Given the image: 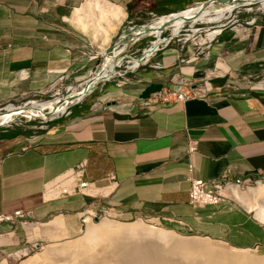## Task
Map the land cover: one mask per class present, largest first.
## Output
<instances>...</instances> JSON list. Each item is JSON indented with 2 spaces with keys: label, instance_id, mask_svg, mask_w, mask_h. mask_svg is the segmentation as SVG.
<instances>
[{
  "label": "crops",
  "instance_id": "obj_1",
  "mask_svg": "<svg viewBox=\"0 0 264 264\" xmlns=\"http://www.w3.org/2000/svg\"><path fill=\"white\" fill-rule=\"evenodd\" d=\"M115 1L134 16L144 11L135 0ZM200 1L187 0L185 8ZM50 2L0 0V107L92 69L84 38L67 21L80 0ZM175 74L194 88L202 82L206 97L142 105L175 88ZM262 76L264 21L218 33L208 45L167 46L127 75L130 82L102 85L35 132L0 129V216L24 214L0 221V264L75 236L84 213L103 209L123 220L157 216L177 231L264 250V226L248 213L191 207L188 179L228 172L251 183L264 176ZM188 140L196 142L192 155ZM80 163L89 183L82 193L72 173Z\"/></svg>",
  "mask_w": 264,
  "mask_h": 264
},
{
  "label": "bare ground",
  "instance_id": "obj_2",
  "mask_svg": "<svg viewBox=\"0 0 264 264\" xmlns=\"http://www.w3.org/2000/svg\"><path fill=\"white\" fill-rule=\"evenodd\" d=\"M247 3L249 4V2ZM259 6L260 9H264V0H259ZM237 7L238 3L235 1L227 2L222 7H216L215 3H212L202 8L198 4L192 8H187L182 13L168 14L156 18L146 27L136 30L132 38L136 40L146 36L155 37V41L147 52L148 55L149 52L153 53L158 44L164 41L161 38L164 29L171 30V34L176 36L186 24H190V26L195 24H217L226 19ZM93 9L105 11L108 9L113 20H115L114 27H118L123 22L125 13L117 5L105 4L98 0H86L79 8L74 9L67 19L68 23L74 28L84 32L90 39L92 46L100 51L99 54L101 56H104L107 50V42L113 34L109 32L108 28L100 31L97 27L95 29V26L89 28L85 25L87 26L85 27L80 22V16ZM154 30H157L156 33H154ZM218 33L219 30H213L207 34V37L212 39ZM121 51L122 48L120 47L115 49V57ZM131 63L132 67H134L137 61L133 60ZM117 66L118 61L109 60L101 68L98 76L94 73L91 75L95 76L90 84L94 83L96 79L104 80L110 76L113 77ZM67 91H73L72 94H75L76 92L74 91L77 90L69 88ZM58 99L59 97L45 103L29 101L30 103L27 102L26 104L34 108L36 112H40L45 107L47 109L51 108V105L56 103ZM77 99L73 100V102L77 101ZM17 108L13 105H7L5 109L7 113H12ZM64 111L65 106L59 109L58 115H61ZM7 119L8 115H1L0 124L5 123ZM261 195L263 197L258 199ZM230 196L244 206L248 212H253L254 219L264 225L263 186H258L255 191L257 199L253 198L254 200H249L245 193L238 191H233ZM85 218L87 225L84 228L82 238L65 244L58 249L49 248L50 250L36 254L21 264H175L173 255L176 254L180 257L181 264H261L260 258L251 256L247 251H240V249L239 251H237L238 249L227 251L220 246L199 238L183 239L172 231L159 228L157 225H145L140 220L126 225L114 221L100 220L99 223L94 225L91 223L90 217ZM156 224H158V221H156Z\"/></svg>",
  "mask_w": 264,
  "mask_h": 264
},
{
  "label": "rangeland",
  "instance_id": "obj_3",
  "mask_svg": "<svg viewBox=\"0 0 264 264\" xmlns=\"http://www.w3.org/2000/svg\"><path fill=\"white\" fill-rule=\"evenodd\" d=\"M98 1L103 2L105 4L117 5L125 13V18H124V20H122L123 21V22H121L122 24L120 23L118 25V27L113 26L115 20H113L111 12L108 9H106L107 11L93 9V10H89L86 14L85 13L82 14L83 16L82 15L80 16V18H81L80 22L82 24H84V26L87 25L89 28H91L92 26H95V29L97 27V29L100 31H104V29L108 28L109 32L111 34H113V36L111 37V39L108 40L107 48L110 46L111 42L114 41L115 38H118V40H120L119 39L121 36L119 34L120 31H122V30L126 31L134 25L150 24L152 21H154L157 18L156 16H159V15H156V14L150 12V8H148L147 3L144 2L143 0L141 1V6L143 8L142 10H144V11H142V13H139L135 16L133 15V11L131 14H129L128 11L125 10V8L123 6L119 5L115 0H98ZM85 2H86V0H80V3L76 8H79L80 4L85 3ZM193 4L188 5L186 8L192 6ZM186 8H184V9H186ZM168 14H171V13H168ZM168 14H165V15H168ZM165 15H162V16H165ZM263 18H264V9H260L259 4L250 5V6L239 4V6L230 15H228L226 17V19L222 20L221 22H219L217 24H195L193 26H190V24H186L183 28L180 29V31L176 34V36L175 35L173 36L171 34V30L168 29V30L163 31V33L161 34V37L163 39H167V40L170 39L168 46H173V47H178V48L181 45L194 47V45H198V44L203 45L204 42L206 43L209 40L210 41L214 40L215 37L213 39H209L207 37V34L213 30H219V33L227 32V31H237V30L244 31L250 25H254L256 23L263 22L264 21ZM87 26H85V27H87ZM71 27H73V26H71ZM73 29H75L79 33V35H81L85 40L86 49L88 52V57H93V59H91V68L92 69H88L87 71H84L81 74H78L74 77H70V78H64L63 77L62 79H57V81H55V84H52L50 87H46L44 89V91H40L38 93L28 95V96L24 97L23 99H20L14 103H9L7 105H13L14 107H21L29 101L30 102L35 101V102H39V103H45L48 101H52L55 98L61 97L64 94H66V92L69 88L77 90V86L79 84L83 83L84 80L87 77H89L90 73L92 75L93 73H95L99 69V67L102 63V60H103V58H102L103 55L101 56L99 54L100 51L96 50L92 46L90 39L88 38V36L86 34H84V32H81L74 27H73ZM155 29H157V28H155ZM156 31L157 30H154V33H156ZM153 41H154L153 36H146V37H142L141 39L139 38V40L137 42H135L134 44H132V43L131 44L130 43L125 44V45L121 44L119 47L122 48V51L120 52L119 55H117L116 59L122 58V61H121V64L119 65V67L116 68V72L117 73H123L126 70L129 71L131 69V65H132L130 58L139 57V55L142 53V51L145 48H147V46H149L150 43ZM106 83H109V82H106ZM106 83H104V84H106ZM110 83H111V81H110ZM104 84H99L97 86V88L95 89V91H97V89H99ZM90 97H92V95L87 96L80 103H82L83 101H86ZM7 105L0 107V109L7 107ZM19 120L21 121L20 123H17L15 125L13 124L9 128H2V129L17 128V129H19V131H21L23 133H29V132L37 131L38 128L41 127V124H42V122L38 119L33 120V121H29L28 123L24 122L26 120L24 117H19ZM249 184H250L249 191H246V192L241 191V193H245V195L248 197L249 200L257 199L256 198L257 196H255V191L257 190L259 185L264 187V180L258 185H255L253 183V181ZM262 197L263 196L261 195V197H258V199L262 198ZM216 206L220 207V209H222V210L231 209L234 211L238 210V211L246 212V213H248L249 217L254 219V213L248 212L244 206H242V205H240V203L236 202L231 196L223 205H216ZM112 214H114V215H112ZM85 217H90L91 223L94 225L99 223L100 220L114 221L116 223L124 224V225L131 224L133 222L140 220L145 225H148V226L157 225V227H159V228H162V229H165L168 231H172L175 234L179 235L183 239H189V238L190 239H194V238L195 239H197V238L204 239L207 242H210L211 244L220 246L227 251H233V250L235 251L236 250L235 248H233V247H231V246H229L223 242L217 241V240L207 239L204 237L191 235L190 233H184L181 231L171 229V228L167 227L166 225H164V223L157 216H149L146 218H132L129 220H123L120 217H118L114 212H110L107 214H102L101 212H90L87 214L84 213L80 217L79 229H78V232L75 236L63 239L61 241L47 243V244L41 245L38 248H34L27 256L22 258L18 264H21L22 262H24V261L28 260L29 258L35 256L36 254L38 255V254H41L47 250H50L49 248H51L53 250L58 249V248L64 246L65 244L71 243L73 241H76V240L82 238V236L84 234V232H83L84 228L87 225V221H85L86 220ZM155 220L158 221V224H156ZM237 251H239V249ZM240 251H247V253L250 254L251 256H253L255 258H257V257L260 258L261 264H264V250H258V249H245V250L243 249L242 250V249H240ZM173 257L175 259V264L176 263L181 264L180 263V261H181L180 257L177 254L173 255Z\"/></svg>",
  "mask_w": 264,
  "mask_h": 264
},
{
  "label": "built area",
  "instance_id": "obj_4",
  "mask_svg": "<svg viewBox=\"0 0 264 264\" xmlns=\"http://www.w3.org/2000/svg\"><path fill=\"white\" fill-rule=\"evenodd\" d=\"M60 0H51V6H57ZM41 12H46L45 7L40 8ZM213 39V38H212ZM208 42H204L203 45H208ZM93 59V57H89ZM184 61V60H183ZM158 68L157 66H154ZM257 77V76H255ZM61 77L60 79H62ZM259 78V77H258ZM130 82V79L125 76L116 80V85L121 86ZM172 83L175 88L170 90H160L152 93L143 103L147 108H150L153 104L160 105H170L175 103H184L187 100L191 99H202L206 97L207 90L203 88L202 82L195 83L198 85V88H194L193 82L182 77L181 75L175 74L172 77ZM256 86L264 89V76L256 81ZM100 103L96 102L92 105V109H100ZM68 111V110H67ZM66 111V112H67ZM65 112V113H66ZM64 113V114H65ZM62 116V115H61ZM187 155H192L196 151V142L193 140H188L185 148ZM85 170V164L80 163L75 166L72 170L73 175L75 176L78 182V191L81 193L85 191L89 183L83 181V174ZM190 182V191H189V205L195 209H201L206 206H216L223 205L229 198L233 191H248L250 184L245 181L242 177L231 175L226 172L220 179L216 180H196L194 178L188 177ZM264 180V176L257 177L253 181L255 185L260 184ZM102 214H107L113 212L112 209H103L100 210ZM14 218H23L24 214L16 212L13 216H0V221L7 220L12 221Z\"/></svg>",
  "mask_w": 264,
  "mask_h": 264
},
{
  "label": "water",
  "instance_id": "obj_5",
  "mask_svg": "<svg viewBox=\"0 0 264 264\" xmlns=\"http://www.w3.org/2000/svg\"><path fill=\"white\" fill-rule=\"evenodd\" d=\"M231 1H235L236 3H238V6H239V4L249 5V6L259 4V0H205L202 2L194 3L192 6H190L188 8H192L198 4L202 8H204V7L209 6L212 3H215L216 7H222V6H224V4H226L227 2H231ZM247 2H249V4ZM186 9H184L182 11H178V12H172L171 14L182 13V12L186 11ZM156 17L159 18V17H163V16H156ZM147 25H134L126 31L125 30L120 31V33H119L121 35L119 38L120 40H118V38H115L114 41L111 42L110 46L107 48V50L105 52V55L102 56L103 60H102V63L100 65L99 69L94 74L96 76H98L101 68L104 65H106L109 60H113L115 62L118 61V66L116 67V68H118L119 65L121 64L122 58L116 59V57L114 55L115 49L119 48V46L121 44L122 45L129 44V43L134 44L135 42H137L139 39L135 40L132 38L134 36L136 30H138L142 27H146ZM165 30H167V29H164L163 31H165ZM163 31H162V33H163ZM153 38L155 41V37H153ZM163 40L164 41L162 43L158 44L157 48L154 50L153 53L149 52L147 55V52H148L150 46L152 45V43L154 41L151 42L150 45L147 46V48H145L142 51V53L139 55V57L130 58L131 62L134 60V61H137V64L134 67H132V65H131V69L129 71L126 70L123 73H117L116 68H115V75L113 77L110 76L104 80L96 79V81H94V83H92V84H90V83H91V81L95 75L90 76L91 75V73H90L89 77H87L83 83H81L77 86V88H80V89H77V91H74V92H76L75 94H72L73 91H71V92L67 91L66 94L59 97L58 101L56 103L52 104L51 108H49V109H47L45 107L44 109H41L40 112H36L34 108L27 106V104L23 105L21 108L18 107L12 113H7V110L5 109L6 107L3 109H0V116L3 114L8 115V119L5 121V123L0 124V129L9 128L13 124L15 125L17 123H20L21 121L19 120V117H24L26 119L24 121L25 123H28L29 121H33V120L38 119L42 122L41 126H44L48 121H51V120L58 118L61 115H63L71 106L79 104L87 96L92 95L99 84H104L106 82L114 81V80H117L121 77H125L127 75H130L134 71H137L142 66L146 65L148 63V61L151 59V57L155 56L163 48L168 46L170 39H168V40L163 39ZM76 98H78L77 101L73 102V100H75ZM48 102H50V101H48ZM63 106H65V111L61 115H58L59 109L62 108Z\"/></svg>",
  "mask_w": 264,
  "mask_h": 264
},
{
  "label": "trees",
  "instance_id": "obj_6",
  "mask_svg": "<svg viewBox=\"0 0 264 264\" xmlns=\"http://www.w3.org/2000/svg\"><path fill=\"white\" fill-rule=\"evenodd\" d=\"M141 1L142 0H135V7L138 9L139 7L142 8L141 6ZM144 2L147 3L148 8H150L151 10H153L157 15L162 16L165 15L167 13H165L164 11L170 10L169 13L172 12H178V11H182L185 8V2L187 0H157V2H153L151 0H143ZM191 1V0H190ZM201 2V1H200ZM170 5H168V4ZM168 5L166 10H162L163 6ZM150 6V7H149ZM128 13L131 14L132 13V9L128 10ZM15 131H19V129L14 128Z\"/></svg>",
  "mask_w": 264,
  "mask_h": 264
},
{
  "label": "clouds",
  "instance_id": "obj_7",
  "mask_svg": "<svg viewBox=\"0 0 264 264\" xmlns=\"http://www.w3.org/2000/svg\"><path fill=\"white\" fill-rule=\"evenodd\" d=\"M114 81H116V80H114Z\"/></svg>",
  "mask_w": 264,
  "mask_h": 264
}]
</instances>
